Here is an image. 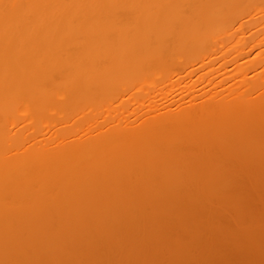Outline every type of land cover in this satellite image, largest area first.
<instances>
[{
	"label": "bare ground",
	"instance_id": "bare-ground-1",
	"mask_svg": "<svg viewBox=\"0 0 264 264\" xmlns=\"http://www.w3.org/2000/svg\"><path fill=\"white\" fill-rule=\"evenodd\" d=\"M247 165L264 166V0H0V264H134L142 212L188 177L224 195ZM186 207L156 229L209 261Z\"/></svg>",
	"mask_w": 264,
	"mask_h": 264
},
{
	"label": "rangeland",
	"instance_id": "rangeland-1",
	"mask_svg": "<svg viewBox=\"0 0 264 264\" xmlns=\"http://www.w3.org/2000/svg\"><path fill=\"white\" fill-rule=\"evenodd\" d=\"M253 42H255V40L252 39L251 42H248L250 45L248 44L247 46H251ZM254 95L255 94H253V96ZM215 155L219 156V159L223 156L227 160V157L223 155V151L221 150L213 153L212 157L215 158ZM248 165L242 173L234 174L232 179H234L235 182L225 186L224 195L221 190L216 189L207 200H204L202 197L197 196V194L212 189L211 186L215 187V183L212 185L200 183L201 185H198L192 182V179L188 177L185 180L184 187L175 190L176 194L173 193L174 196L166 201H158L157 216L150 217L146 212H142V219L144 220L141 229L144 234V241L142 244L148 242L149 246L143 247L142 249L138 248V250L139 252L144 251L145 253H141H148L149 255L141 259L139 258V260L135 258L136 262L134 264H171L172 261L175 263L174 260L177 262V260L180 259L186 264H264V166L253 168ZM220 166L223 167V165ZM183 167L185 170H189V167ZM224 169L223 167L219 172L220 174L218 176L219 179L217 178L216 180L217 182L223 179L230 181L229 178H231V175H228L230 171ZM252 174H256V177L253 178ZM221 187L222 185L218 187V189H221ZM179 190L185 192L186 196L181 197L179 194L181 192ZM231 191H234L233 194ZM165 204L169 205V212L164 211L166 207ZM181 206H187L192 210L197 208L198 211L196 210V216L201 223L198 225L197 229H193V231L199 235V237L195 239V243L201 246L204 242L211 239L212 243H210L207 248L211 246V250L219 251L216 252L215 256L212 258L213 260L207 258L206 259L209 261L205 260L204 257H208V252L206 253L207 256L203 255V253L196 254L195 256L186 255L183 257H180L183 253H176L175 255L170 254L177 246H170L167 241H171L172 238L167 235L164 236V233L162 236L156 228L158 227V222L163 219L165 220L166 217L170 219L168 227L176 226L179 220L188 222V220H190L189 218L177 215V210ZM230 206H233V209L227 211L226 209ZM207 215H209V217H206ZM124 222L129 226V219H126ZM193 222L194 221H192V223ZM178 225L181 227L183 224ZM215 225L221 228L214 229L216 228ZM182 228L186 233V230L190 227L186 225ZM159 237H161V241L166 242L165 246H161V244L155 242ZM215 238L219 240L215 241ZM234 239H239L241 242L234 243ZM219 247L221 249L223 248L221 252ZM201 257L204 259L202 260ZM190 259L192 263L189 262Z\"/></svg>",
	"mask_w": 264,
	"mask_h": 264
}]
</instances>
